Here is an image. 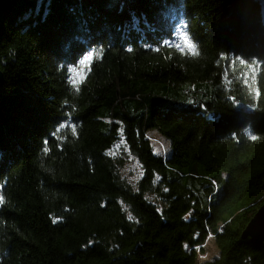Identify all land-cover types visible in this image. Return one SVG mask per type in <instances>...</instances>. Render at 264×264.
Wrapping results in <instances>:
<instances>
[{"label": "trees", "instance_id": "obj_1", "mask_svg": "<svg viewBox=\"0 0 264 264\" xmlns=\"http://www.w3.org/2000/svg\"><path fill=\"white\" fill-rule=\"evenodd\" d=\"M0 71V264H264V0H19Z\"/></svg>", "mask_w": 264, "mask_h": 264}, {"label": "rangeland", "instance_id": "obj_2", "mask_svg": "<svg viewBox=\"0 0 264 264\" xmlns=\"http://www.w3.org/2000/svg\"><path fill=\"white\" fill-rule=\"evenodd\" d=\"M204 90H205V88H204ZM181 95H183V98L185 97V102H191V99L188 98L186 95L182 94V92L175 94V96L178 98V100L183 99V98H181L182 97ZM148 136H149L151 143L155 147L156 153L159 154L160 156L166 158L168 156V144H167V142L164 141L158 134H156L154 132H150L148 134ZM112 149L113 150L110 153V155L112 157H117V156L122 155L121 151H124V154H126V156L128 155V152L125 149V147L123 146L122 142H119L118 144H116ZM126 158H127V161L125 162V165L122 168L121 172H122L123 177H125L127 179V181H129L131 183V185L133 187H135L137 185V182L141 178V169H140L139 165L133 160V158H131V157H129V158L126 157ZM204 247H205V249H204L205 255L201 254L200 257L198 256V261H200V262L206 261L208 259H213V258H216L218 256V252H217V249L213 243V240H209L208 242H206Z\"/></svg>", "mask_w": 264, "mask_h": 264}, {"label": "water", "instance_id": "obj_3", "mask_svg": "<svg viewBox=\"0 0 264 264\" xmlns=\"http://www.w3.org/2000/svg\"><path fill=\"white\" fill-rule=\"evenodd\" d=\"M19 0H0V43L5 32V22ZM3 75L0 71V100L3 91ZM242 240H249L255 247L264 245V204L258 209L241 233Z\"/></svg>", "mask_w": 264, "mask_h": 264}, {"label": "snow or ice", "instance_id": "obj_4", "mask_svg": "<svg viewBox=\"0 0 264 264\" xmlns=\"http://www.w3.org/2000/svg\"><path fill=\"white\" fill-rule=\"evenodd\" d=\"M90 57H91V53L89 54V56H85L84 57V59L83 60H81V65H84L85 67H86V65H87V62H88V60L90 59ZM75 71V70H74ZM73 131H75V129H73ZM45 151H47V149H45ZM3 197H0V203H2L3 202Z\"/></svg>", "mask_w": 264, "mask_h": 264}, {"label": "bare ground", "instance_id": "obj_5", "mask_svg": "<svg viewBox=\"0 0 264 264\" xmlns=\"http://www.w3.org/2000/svg\"><path fill=\"white\" fill-rule=\"evenodd\" d=\"M209 240H212V236L211 235H208L204 241V244H202V248L204 247L205 243L208 242ZM202 254H205V253H202Z\"/></svg>", "mask_w": 264, "mask_h": 264}, {"label": "built area", "instance_id": "obj_6", "mask_svg": "<svg viewBox=\"0 0 264 264\" xmlns=\"http://www.w3.org/2000/svg\"><path fill=\"white\" fill-rule=\"evenodd\" d=\"M201 248H202V246L196 248L197 253L199 252V250H200ZM201 254H202V253H198V256L200 257ZM203 255H205V254H203Z\"/></svg>", "mask_w": 264, "mask_h": 264}]
</instances>
